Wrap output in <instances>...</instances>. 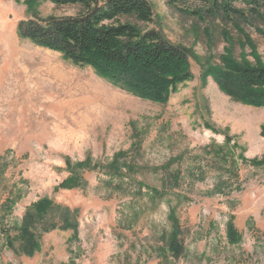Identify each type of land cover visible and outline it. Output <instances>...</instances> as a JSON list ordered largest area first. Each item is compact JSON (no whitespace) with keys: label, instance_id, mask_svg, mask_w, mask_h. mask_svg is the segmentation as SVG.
<instances>
[{"label":"rangeland","instance_id":"374dc122","mask_svg":"<svg viewBox=\"0 0 264 264\" xmlns=\"http://www.w3.org/2000/svg\"><path fill=\"white\" fill-rule=\"evenodd\" d=\"M148 1L143 28L196 57L165 103L18 34L35 11L77 7L0 0V264H264V107L232 98L210 72L232 53L264 65V14L233 27L190 15L198 0ZM169 175L179 183L165 189ZM45 198L74 211L76 237L41 221L40 250L24 254V216ZM172 216L178 260L167 249Z\"/></svg>","mask_w":264,"mask_h":264},{"label":"trees","instance_id":"16d2710c","mask_svg":"<svg viewBox=\"0 0 264 264\" xmlns=\"http://www.w3.org/2000/svg\"><path fill=\"white\" fill-rule=\"evenodd\" d=\"M50 1L58 6H75L78 11L68 16L46 17L35 11L31 18L19 22L21 38L60 52L75 65L91 66L98 74L136 96L160 103L167 102L180 84L192 78L190 59L196 58L193 51L171 42L161 30L141 25L153 21L148 0ZM166 1L176 7L179 0ZM198 1L200 6L188 10L190 15L199 20H218L225 26L252 24L264 14V0ZM230 55L232 58H222L223 65L210 69L220 88L245 104L264 107V65L251 64L234 53ZM169 177L164 181L165 189L175 188L179 183L174 176ZM74 185L76 179L72 178L64 183L66 187ZM46 217L51 218L45 220ZM41 221L44 232L58 227L72 230L76 237L78 220L74 211L45 198L28 209L24 216L17 235L22 253L33 255L40 250L36 228ZM172 221L174 230L167 241V249L178 260L186 252L183 230L176 217L172 216Z\"/></svg>","mask_w":264,"mask_h":264}]
</instances>
